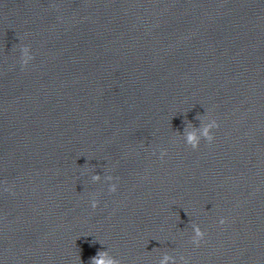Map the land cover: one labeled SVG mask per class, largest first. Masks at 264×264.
Here are the masks:
<instances>
[{"label": "clouds", "instance_id": "obj_1", "mask_svg": "<svg viewBox=\"0 0 264 264\" xmlns=\"http://www.w3.org/2000/svg\"><path fill=\"white\" fill-rule=\"evenodd\" d=\"M28 52V48L25 47V53ZM34 59L33 55H26L24 59H22L21 66L26 67L29 62ZM197 119L200 118V115L198 114ZM219 123L216 119H212L211 123L204 129L203 136L201 138H198L194 134H188L186 138V145L190 146L193 150H196L200 146L201 139L206 141L208 144H211L215 136L213 134V130L219 128ZM167 154L166 150H161L160 152V158L163 159L164 156ZM99 176L93 175L92 179L94 181L99 180ZM109 179H117L113 177H109ZM5 191H10V189H5ZM108 191L110 193H115L117 191V185L115 183H110L108 187ZM99 201L96 199L91 200V207L93 209H96L98 207ZM219 223L221 225L226 223V220L224 218H221ZM206 233L197 225L194 228V234L191 238V243L195 245L196 247H199L201 242L204 240ZM172 260V264H175V258H170L167 255L164 257V259L161 261V264H167L169 260ZM90 264H120V261L117 258L109 257L106 251H98L97 254L91 258ZM181 264H189V261L185 257H181Z\"/></svg>", "mask_w": 264, "mask_h": 264}]
</instances>
